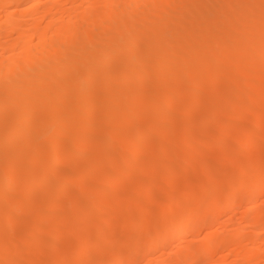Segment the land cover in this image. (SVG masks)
I'll list each match as a JSON object with an SVG mask.
<instances>
[{
	"label": "bare ground",
	"instance_id": "obj_1",
	"mask_svg": "<svg viewBox=\"0 0 264 264\" xmlns=\"http://www.w3.org/2000/svg\"><path fill=\"white\" fill-rule=\"evenodd\" d=\"M66 1L0 0V264H48L47 235L92 252L73 262L52 254L49 264H134L146 254L162 264L159 253H170L165 264H209L221 252L218 263L263 262L264 0ZM250 116L253 131L242 123ZM246 153L255 160L244 166ZM83 160L82 177L94 179L79 188ZM66 162L73 169L62 172ZM178 168L197 178L182 180ZM128 179L129 190L116 188ZM246 203L258 209L214 230ZM20 206L37 211L25 220ZM122 217L120 242L110 228ZM203 230L200 246L168 252L174 234L182 244Z\"/></svg>",
	"mask_w": 264,
	"mask_h": 264
},
{
	"label": "rangeland",
	"instance_id": "obj_2",
	"mask_svg": "<svg viewBox=\"0 0 264 264\" xmlns=\"http://www.w3.org/2000/svg\"><path fill=\"white\" fill-rule=\"evenodd\" d=\"M65 1V2H64ZM62 6H64L65 4H66V6H67V1L66 0H62ZM65 3V4H64ZM48 6V7H47ZM49 3L48 4H44L43 6H41V8H40V11H42V9H44L45 7H47V8H45L46 10H48V9H50L49 8ZM21 9V8H20ZM44 9V10H45ZM22 12H23V7H22V10H20V15L21 16H23V15H25L26 13H25V11H24V13L22 14ZM4 17V13H1L0 12V20L2 19ZM262 69L264 70V67H262ZM261 71V68H260V70L258 69V73ZM264 71H262V72H260V73H263ZM264 74V73H263ZM262 81V80H261ZM264 81V80H263ZM264 83V82H263ZM207 90V91H206ZM186 91H188V90H186ZM200 91H203V93H204V91L206 92V93H204V95H206L207 93H209V89H200V90H198L197 91V93L199 92L200 94H201V92ZM202 93V94H203ZM257 104V103H256ZM259 104V103H258ZM257 104V105H258ZM146 115H144L143 116V119H141V116H140V118H136L137 119V121H136V123L135 124H141V125H143V123H145V119H147V116L145 117ZM145 118V119H144ZM135 119V120H136ZM199 119V118H198ZM196 120V124H194V130L196 131V133H200V132H202V130H203V126H202V123L200 122V119L199 120ZM140 121V122H139ZM198 121V122H197ZM254 121H255V118L253 117V116H250V117H248L245 121H242V123L244 122V125L246 126V128L248 129V130H251V131H253L254 129ZM143 122V123H142ZM197 127H198V130H197ZM262 127H264V125L262 126L261 125V127H260V129L258 128V130L256 131L258 134H260V132L262 133V131H264V129H262ZM253 129V130H252ZM256 130V129H255ZM260 130H262V131H260ZM101 132L100 131V129H98L97 130V132ZM211 131V130H210ZM212 131H214L213 129H212ZM215 131H216V129H215ZM205 132H207V131H205ZM204 132V133H205ZM214 133V132H213ZM212 133V134H213ZM206 134V133H205ZM208 135H211L210 133H209V131H208V133H207ZM261 136H264V133H262V134H260ZM208 137V136H207ZM181 138H183V136H181ZM209 139V138H208ZM234 143L233 144H236V141H233ZM122 146V145H121ZM248 146V145H247ZM246 146V147H247ZM115 147V148H114ZM119 147H120V145H119ZM118 147V145H115V146H111V148H109V149H112L113 148V150H114V153L115 152H118V151H120V150H122V147L120 148V149H118L119 148ZM250 148V147H249ZM261 148V147H260ZM260 148H255V150L257 149L258 150V152H257V150H256V153H258V155H259V150H260ZM263 148V147H262ZM261 148V149H262ZM251 149V148H250ZM112 150V151H113ZM249 150V149H248ZM264 150V149H263ZM245 151H247V149L245 150ZM251 151V150H250ZM253 152V151H252ZM255 152V151H254ZM261 152L263 153V151L261 150ZM247 153H249L248 151H247ZM247 153H246V155H244V157H245V160L244 159H242V163H243V165L244 166H246V163L245 162H247V164L248 163H250L251 162V159H253L254 158V153L253 154H251L250 156L249 155H247ZM251 153V152H250ZM249 153V154H250ZM117 154V153H116ZM262 155H264V154H262ZM211 156V155H210ZM251 157V158H249V157ZM256 156V155H255ZM244 157H242V158H244ZM246 157H248V158H246ZM257 157L258 156H256V161L257 160H259L258 162H262L263 160H264V156H261L260 155V157H258V159H257ZM260 158H262V159H260ZM211 159H212V157H211ZM246 159H248V160H246ZM255 159H253V160H255ZM28 160H32L31 159V157L30 158H27L26 159V169L29 171V169H30V163L32 162H30L29 163V161ZM86 160H87V158H86ZM88 160H89V158H88ZM87 160V161H88ZM166 160H168V159H166ZM87 161H85V160H83V161H80V163L79 162H77L76 163V165L74 166L76 169H79V171L77 170V174L78 173H81V170H82V166H85V163L84 162H87ZM169 161V160H168ZM168 161H165L166 163H168V164H166L165 163V166L166 167H168V165H169V163L170 162H168ZM243 161H245V162H243ZM82 162V163H81ZM118 163V162H117ZM117 163H116V165H117ZM202 162H200V164H201ZM66 166H64V167H67V168H62V165L60 166V170L63 172V170L66 172V171H70L71 169H73V168H69L71 165H70V163H64ZM63 164V165H64ZM78 164H81V165H78ZM84 164V165H83ZM119 164V163H118ZM3 166L4 165V163L3 164H1L0 163V166ZM29 165V166H28ZM69 165V166H68ZM104 166H105V164H103ZM110 165V164H109ZM114 165V164H113ZM77 166V167H76ZM104 166H102V169H108V168H110L111 167V165H110V167L108 166V168H106L107 167V165H106V167H104ZM119 166H120V164H119ZM118 166V167H119ZM200 166H202V164L200 165ZM230 166V165H229ZM28 167H29V169H28ZM117 167V166H116ZM74 168V169H75ZM233 168V166H230V168L229 169H232ZM63 169V170H62ZM66 169V170H65ZM179 169V168H178ZM176 169L175 171H177L176 173L178 174V176H181L182 177V180H185L186 181V179H183L184 178V176H185V178H188V176L191 178L190 179V181L192 182L193 181V179H194V181H195V178H197L196 176H194V174H185V175H182L181 174V170L179 169ZM35 170H36V168H35ZM59 169H58V171H57V174L58 173H60V174H62V172L60 171ZM30 171H31V169H30ZM180 171V172H179ZM56 174V175H57ZM60 174H58V175H60ZM57 175V176H58ZM80 176L78 177V175H77V177L79 178L78 180H77V182H75V183H73L75 186L76 185H78L79 186V188L83 185V183L84 184H86L87 183V180L88 181H91V179L93 180L94 179V176L92 175V176H87V177H89L90 178V180H89V178H83L82 177V173L81 174H79ZM193 176H194V178H193ZM181 177H180V179H181ZM81 178V179H80ZM85 180V181H84ZM129 180V181H128ZM128 180H126V181H124V183H122V184H117V186H116V188L119 190V188L122 186L123 188H127V190H129L131 187H132V184H133V180H131V179H128ZM189 179H187V181H188ZM132 182V183H131ZM129 183V184H128ZM128 184V185H127ZM131 184V185H130ZM72 186V187H75V186ZM131 187H130V186ZM77 186V187H78ZM126 186V187H125ZM130 188H129V187ZM47 188H48V191H49V187H45V188H42L43 190H44V192H42V194L44 193H46V192H48L47 191ZM116 188H115V190H116ZM39 189V188H38ZM38 189H36V190H38ZM41 189V188H40ZM77 188L75 187V190H76ZM42 190V191H43ZM73 191H71V189H70V191H68L67 192V195L69 196V195H71L73 192H75V190L74 189H72ZM39 191H41V190H39ZM39 191H36L37 193L35 194V191L32 193V196H31V198L34 196V198L35 197H37V195L40 193ZM63 192H61V194H62ZM131 193H133V192H131ZM131 193H130V195H129V201L131 202V201H133L132 200V196H131ZM41 194V195H42ZM89 194H90V196H89ZM88 194V198L87 199H91V198H93V195H94V197H97L98 196V194H93V193H89ZM65 193H63L62 194V196H64V197H66L67 196ZM40 196V195H39ZM72 196V195H71ZM92 196V197H91ZM91 197V198H90ZM66 198H70V197H66ZM131 199V200H130ZM264 200V197H263V199L261 200V201H263ZM134 202V201H133ZM132 202V203H133ZM261 203H263L264 204V202H261ZM20 208V209H19ZM34 209L36 208L35 206L33 207ZM32 207L31 208H29V209H27V211H25L24 210V208H22V206H20V207H18L17 208V212L14 210V214H16V215H18L19 214V212L18 211H20V212H22V213H24L25 215H22L21 213L19 214V217H24V216H26L25 218H22V219H25V220H28V219H30V218H32L33 217V215L36 213V209L34 210V212L32 213V211L33 210H31V209H33ZM179 208H180V210H179ZM182 208L183 207H177L176 209H177V211H176V209L174 210V213L176 212V213H181V212H183V210H184V208H183V210H182ZM236 209V208H235ZM235 209H233V210H230V213H228L226 216H224L223 217V223H222V225H216L215 227H216V229H215V227H214V230H216L217 231V229H218V234H221V235H223V232L222 233H220L222 230H223V228H225L223 231H224V233L226 232V228L227 229H229L230 228V230H232L231 228L234 226V228L235 227H237L239 224V222L241 221V217L243 218V216H244V214H246L247 212H251L252 210H256V209H258V205L256 206V204H253V203H246V204H243L242 206H240L238 209H236V211H234ZM238 210V211H237ZM249 210V211H248ZM232 211H234L235 212V215L233 214V212ZM26 212V213H25ZM28 212H29V215H26V214H28ZM124 212L126 213V215H128L127 214V211H125L124 210ZM236 212H239V213H236ZM18 213V214H17ZM30 213L32 214V215H30ZM137 213V212H136ZM136 213L135 212H130V214H134V215H136ZM240 213H241V215H240ZM231 214V216L233 215V216H235V218L238 220H234V221H232L233 223H231L230 221H228V219H230V217L231 216H229ZM236 214H238V216L236 215ZM240 215V216H239ZM137 216H139L138 215V213H137ZM229 216V217H228ZM237 216V217H236ZM28 217V218H27ZM148 217V216H147ZM125 220V219H123V217L122 218H119L118 219V224H117V222L115 221V220H113L114 222H115V225H112L111 226V228H110V230L111 229H113V230H115L116 231V233H117V235H118V237H120V242L121 241H123L124 239H128V237H129V231H128V229H125V222L124 221H122V220ZM149 221L148 222H150L149 223V225H151L150 227H155L156 226V224H158L155 228L156 229H160V226L162 227V223L160 224V226H159V222H157V223H154V224H152L153 223V220L152 219H155V218H151L150 216H149V218H147ZM239 219H240V221H239ZM112 221V222H113ZM155 221V220H154ZM24 221H22V222H20V223H18L16 226H15V228H14V230H17V229H19L20 227H22V226H24L25 224L23 223ZM122 222V223H121ZM221 222H222V220H221ZM238 222V223H237ZM22 223H23V225H22ZM224 223H226L228 226L227 227H223L222 228V226H225V224ZM228 223H230V224H228ZM21 224V225H20ZM224 224V225H223ZM233 224V225H232ZM235 224V225H234ZM231 225V226H230ZM159 226V227H158ZM230 226V227H229ZM115 227H116V229H115ZM120 227V228H119ZM100 228V226H98V228H97V232L95 233V235H97L98 236V234L99 233H101L102 232V228L101 229H99ZM120 230H119V229ZM99 229V230H98ZM101 230V231H100ZM120 231L119 233L117 232V231ZM126 231V232H125ZM10 231H7V233H9ZM15 231H12L11 233H9V235L10 234H12V233H14ZM99 232V233H98ZM6 233V232H5ZM6 233V235H8ZM206 231L205 230H203V233L201 232V234L200 235H198V237H192V236H189L186 240H185V242L184 243H182V244H179V243H177L176 242V238H177V234H174V238H173V241L171 242V245H169V247L170 248H168L169 250H168V252H176V250H177V248L178 249H180V248H182L183 249V247L185 246V247H187V246H190V245H192V243H195V244H193V245H195V246H200L201 244H203L202 242H203V240H204V235H206ZM142 234V233H141ZM139 236H140V234H138ZM200 236V237H199ZM47 237L48 238H46V239H48V241H47V243H46V247H45V251L47 252V256H46V258L48 257V261H49V263H51V261H52V259H51V257H52V254L54 255V254H58V255H60V256H62V258L63 259H65L66 261H71L72 259L71 258H74V260H75V258H77V260L76 261H78V259L80 260H84L85 259V257L87 258V261H88V259L90 260V258H91V253L92 252H90L89 250H87V251H85V252H82V254L80 253V251H79V249L80 248H78V247H80V246H82L81 244H83V242H82V239H78V238H75V240H73V239H71V240H69V241H67V243H63V245H58V247L57 246H54L53 245V243L51 242V240H50V238H51V236H48L47 235ZM127 237V238H126ZM78 239V240H77ZM122 239V240H121ZM192 239H194L193 240V242L191 243V240ZM126 240H124V241H126ZM79 242V243H78ZM76 243V244H75ZM52 244V245H51ZM80 244V245H79ZM176 244H179V245H176ZM190 244V245H189ZM65 245H66V247H65ZM73 245V246H72ZM79 245V246H78ZM127 245V243L126 242H124V246L123 247H126V248H128V246H126ZM173 245V246H172ZM60 246V247H59ZM64 246V247H63ZM68 246V247H67ZM70 246V247H69ZM78 246V247H77ZM171 246H172V248H171ZM175 246V247H174ZM177 246V247H176ZM76 247V248H75ZM75 248V249H74ZM126 248H124V249H126ZM55 249V250H54ZM69 249H70V251H72V250H75V251H73V252H75L76 253V255H79V256H76L75 255V253H71V252H69ZM65 250V251H64ZM77 250L79 251V254L77 253ZM184 250V249H183ZM63 251V252H62ZM49 252V253H48ZM88 252V253H87ZM110 251H108L107 252V254L109 253ZM167 252V253H168ZM65 253V254H64ZM71 254V255H70ZM170 253H168V255L165 253L164 255H162V254H156L157 255V257H161L162 259H160V260H162L163 261V263L162 264H165L167 261L170 263V255H169ZM226 254V253H225ZM64 255V256H63ZM75 255V256H74ZM82 255V256H81ZM84 255H86V256H84ZM162 255V256H161ZM222 255H224V252H221V253H219L218 255H215V257H213L212 259H211V261L212 262H210L209 264H223V263H218V260L220 259L219 258V256L221 257ZM68 256V257H67ZM70 256V257H69ZM74 256V257H73ZM83 258L84 257V259H82L81 257ZM152 256V257H151ZM68 258V259H67ZM150 258V259H149ZM151 258H155V256L154 255H152V254H146L145 256H143L142 257V260H139L140 261V263L139 262H136V263H134V264H149L150 262H152V260H151ZM165 258H167L166 260H164ZM149 259V260H148ZM47 260V259H46ZM148 260V261H147ZM151 260V261H150ZM216 260V261H215ZM232 260H234V258L233 257H228V259H227V262L226 263H233L234 261H232ZM48 261H47V263H48ZM142 261V262H141ZM144 261V262H143ZM72 262H73V260H72ZM149 262V263H148ZM48 263V264H49ZM93 263H95V262H93ZM32 264H34V263H32ZM96 264H98V263H96ZM168 264V263H167ZM260 264H264V259H263V262H261V260H260Z\"/></svg>",
	"mask_w": 264,
	"mask_h": 264
}]
</instances>
